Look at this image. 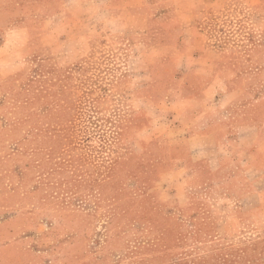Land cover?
<instances>
[{"label": "rangeland", "instance_id": "rangeland-1", "mask_svg": "<svg viewBox=\"0 0 264 264\" xmlns=\"http://www.w3.org/2000/svg\"><path fill=\"white\" fill-rule=\"evenodd\" d=\"M199 111L264 126V0H0V264H264V128Z\"/></svg>", "mask_w": 264, "mask_h": 264}, {"label": "crops", "instance_id": "crops-1", "mask_svg": "<svg viewBox=\"0 0 264 264\" xmlns=\"http://www.w3.org/2000/svg\"><path fill=\"white\" fill-rule=\"evenodd\" d=\"M217 101L215 104H217V108H223L226 107L227 104H231L234 101H236L239 98V95L233 97L231 93H224L219 95L218 97H214ZM197 99H185V101H194ZM225 106H223V105ZM216 111V110H215ZM218 111V109H217ZM209 112L206 111H199V115L197 116L198 120L195 119V117L191 118L190 122H187L184 126L185 129V135L190 134L188 132H192L188 137H185L184 141L185 143H189L192 145V143H195V141H198L200 143V147L198 149L195 148L194 153L195 154H201L205 153L206 150L211 149V147H214L215 149H218V146L228 143L230 140H234L239 146L243 147H252L255 145L258 141L259 137V130L262 127L261 124L254 122L253 124H239V121H237V124L235 126H232V133L228 135L230 130L227 131V135H222V132H220L216 127H221L222 120L217 116V114L214 116L211 114V116H208ZM198 121H200L198 123ZM198 123V124H197ZM228 129V128H227ZM187 130H189L187 132ZM255 134V135H254ZM219 159V155L216 156V161Z\"/></svg>", "mask_w": 264, "mask_h": 264}]
</instances>
